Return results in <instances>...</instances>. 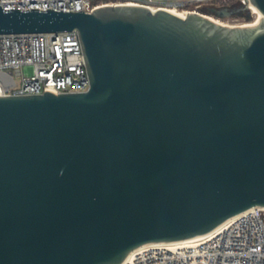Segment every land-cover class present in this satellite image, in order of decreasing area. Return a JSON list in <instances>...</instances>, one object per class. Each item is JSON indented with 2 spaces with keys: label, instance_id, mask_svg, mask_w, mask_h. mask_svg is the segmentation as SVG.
Returning a JSON list of instances; mask_svg holds the SVG:
<instances>
[{
  "label": "water",
  "instance_id": "1",
  "mask_svg": "<svg viewBox=\"0 0 264 264\" xmlns=\"http://www.w3.org/2000/svg\"><path fill=\"white\" fill-rule=\"evenodd\" d=\"M251 7L0 6V35L77 32L91 82L0 96V264H124L264 210V0L211 12Z\"/></svg>",
  "mask_w": 264,
  "mask_h": 264
},
{
  "label": "built area",
  "instance_id": "2",
  "mask_svg": "<svg viewBox=\"0 0 264 264\" xmlns=\"http://www.w3.org/2000/svg\"><path fill=\"white\" fill-rule=\"evenodd\" d=\"M213 1L220 0H0V6L20 11L51 9L88 14L104 6H139L154 12L177 10L189 15L202 14L203 6ZM244 3L242 0L241 5ZM217 22L234 27L255 24L257 20ZM90 87L77 32L0 35L2 96H38L47 91L57 95L79 94L88 92ZM124 264H264V210L253 209L240 215L203 241L187 247L147 249Z\"/></svg>",
  "mask_w": 264,
  "mask_h": 264
},
{
  "label": "rangeland",
  "instance_id": "3",
  "mask_svg": "<svg viewBox=\"0 0 264 264\" xmlns=\"http://www.w3.org/2000/svg\"><path fill=\"white\" fill-rule=\"evenodd\" d=\"M242 0H228L227 2L225 0H220V1H213V2H207L203 6V11L202 14L206 16L212 17V20L214 19L216 22L221 21V22H232L233 23H254L258 16L251 14L250 17H246L244 15H231L227 17H218L216 14L211 12V9H222L223 7L227 6H232V7H237L240 8ZM238 20V21H236ZM17 82L20 83V79H17Z\"/></svg>",
  "mask_w": 264,
  "mask_h": 264
},
{
  "label": "bare ground",
  "instance_id": "4",
  "mask_svg": "<svg viewBox=\"0 0 264 264\" xmlns=\"http://www.w3.org/2000/svg\"><path fill=\"white\" fill-rule=\"evenodd\" d=\"M252 11H253V14H257L258 18L260 16L259 12L257 11V9L253 8L252 7ZM172 14L174 15H177V16H181L183 18H186L188 15H186L185 13H182V12H179L177 10H171L170 11ZM210 18V17H208ZM258 18H257V21H258ZM212 19V18H210ZM218 23V22H217ZM221 24V23H219ZM0 96H2V93L0 91ZM239 217V216H238ZM238 217H235L231 220H229L228 222H226L225 224H223L222 226H220L218 229H216L215 231L207 234V235H204V236H201V237H197V238H194V239H190V240H186V241H182V242H176V243H169V244H152V245H147V246H144V247H141L140 249L136 250L135 252H133L131 254V256L127 259V261H130L134 255H136L137 253L139 252H142V251H145L147 249H151V248H159V247H162V248H175V247H187L189 245H192L194 243H197L199 241H203L207 238H210L212 237L213 235H215L217 232H219L220 230H222L224 227L228 226L230 223H232L236 218Z\"/></svg>",
  "mask_w": 264,
  "mask_h": 264
},
{
  "label": "flooded vegetation",
  "instance_id": "5",
  "mask_svg": "<svg viewBox=\"0 0 264 264\" xmlns=\"http://www.w3.org/2000/svg\"><path fill=\"white\" fill-rule=\"evenodd\" d=\"M223 8H225V7H223ZM226 8H228L229 10L238 9L237 7H232V6H227Z\"/></svg>",
  "mask_w": 264,
  "mask_h": 264
}]
</instances>
